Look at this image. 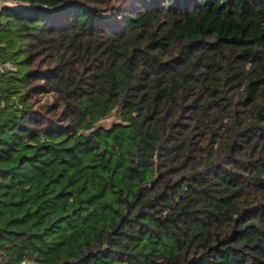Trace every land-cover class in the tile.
<instances>
[{
	"label": "trees",
	"instance_id": "obj_1",
	"mask_svg": "<svg viewBox=\"0 0 264 264\" xmlns=\"http://www.w3.org/2000/svg\"><path fill=\"white\" fill-rule=\"evenodd\" d=\"M119 1L0 10V249L264 264V0Z\"/></svg>",
	"mask_w": 264,
	"mask_h": 264
},
{
	"label": "rangeland",
	"instance_id": "obj_2",
	"mask_svg": "<svg viewBox=\"0 0 264 264\" xmlns=\"http://www.w3.org/2000/svg\"><path fill=\"white\" fill-rule=\"evenodd\" d=\"M120 1L118 4L130 5L133 0H120ZM119 122H120L119 119H117L115 116H112L106 120L101 121L100 126L110 127L113 124L119 123ZM2 200H3V202H7L6 198H2ZM12 214L13 213L10 212L9 207H7V206L5 207L4 204H0V227L4 226L6 224V220L9 219ZM13 229L18 230L19 227H16V225H14ZM5 242H8V241H5ZM6 246L7 245H5V247ZM16 250H17L16 244L11 245V248L7 249L8 252L5 251L4 249H0V255L4 258L6 264H17L18 259L11 258V256H9V255H11V252H15ZM22 264H24V263H22Z\"/></svg>",
	"mask_w": 264,
	"mask_h": 264
},
{
	"label": "built area",
	"instance_id": "obj_3",
	"mask_svg": "<svg viewBox=\"0 0 264 264\" xmlns=\"http://www.w3.org/2000/svg\"><path fill=\"white\" fill-rule=\"evenodd\" d=\"M5 5L15 6V5H17V0H0V10ZM16 69H17L16 66L10 62L0 63V73L15 72ZM1 105L3 106L4 103L1 102ZM0 264H6L4 258L1 255H0ZM24 264H26V263H24Z\"/></svg>",
	"mask_w": 264,
	"mask_h": 264
}]
</instances>
